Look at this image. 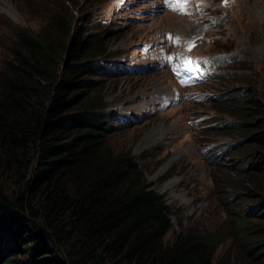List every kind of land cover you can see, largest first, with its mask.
I'll list each match as a JSON object with an SVG mask.
<instances>
[{
	"label": "trees",
	"instance_id": "obj_1",
	"mask_svg": "<svg viewBox=\"0 0 264 264\" xmlns=\"http://www.w3.org/2000/svg\"><path fill=\"white\" fill-rule=\"evenodd\" d=\"M71 20L65 9L36 33L11 27L0 70V264H220L214 235L164 243L168 209L139 164L109 147L101 100L85 91L100 53ZM252 96L220 104L236 112L227 114L241 140L227 149L239 150L236 173L249 186L228 199L244 202L238 258L264 264V102Z\"/></svg>",
	"mask_w": 264,
	"mask_h": 264
},
{
	"label": "rangeland",
	"instance_id": "obj_2",
	"mask_svg": "<svg viewBox=\"0 0 264 264\" xmlns=\"http://www.w3.org/2000/svg\"><path fill=\"white\" fill-rule=\"evenodd\" d=\"M65 9L71 29L93 37L100 53L85 91L101 100L109 147L139 164L168 209L164 243L187 232L214 235L215 260L243 264L234 228L244 202L228 199L249 186L236 173L239 150L227 149L242 134L220 100L252 94L264 102V0H188L185 12L166 0H0V70L11 27L33 34ZM184 58L201 63L179 75L183 85L175 71Z\"/></svg>",
	"mask_w": 264,
	"mask_h": 264
},
{
	"label": "snow or ice",
	"instance_id": "obj_3",
	"mask_svg": "<svg viewBox=\"0 0 264 264\" xmlns=\"http://www.w3.org/2000/svg\"><path fill=\"white\" fill-rule=\"evenodd\" d=\"M187 2H188V0H166V3H168L173 8L174 11H180V12L186 11ZM224 3L227 4L228 0H224ZM172 39L173 38L170 35L169 40L171 41ZM175 39H176V41H179L180 38L176 37ZM195 46H196V40L195 39L187 42L186 51H191ZM169 59L171 60L172 58L169 57ZM181 63L184 66L192 67L194 65H198L199 63H201V61L192 60L191 58H184L181 60ZM203 63H207V61H203ZM184 83H187V81H185Z\"/></svg>",
	"mask_w": 264,
	"mask_h": 264
}]
</instances>
